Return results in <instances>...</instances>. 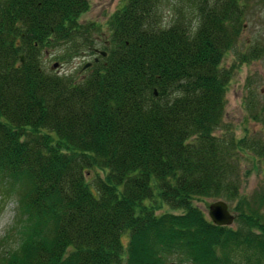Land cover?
Segmentation results:
<instances>
[{
  "label": "trees",
  "instance_id": "16d2710c",
  "mask_svg": "<svg viewBox=\"0 0 264 264\" xmlns=\"http://www.w3.org/2000/svg\"><path fill=\"white\" fill-rule=\"evenodd\" d=\"M252 1L125 0L76 80L41 59L96 55L87 0H0V190L18 242L0 264H264V179L238 193L240 157L264 164V143L221 131V63ZM204 199L238 201L237 227Z\"/></svg>",
  "mask_w": 264,
  "mask_h": 264
},
{
  "label": "rangeland",
  "instance_id": "374dc122",
  "mask_svg": "<svg viewBox=\"0 0 264 264\" xmlns=\"http://www.w3.org/2000/svg\"><path fill=\"white\" fill-rule=\"evenodd\" d=\"M125 0H87L89 9L80 17L82 24H94L97 31L92 36L91 49L96 53L102 51L104 41L109 35L108 21L110 16L118 10ZM164 20L168 21L170 15L165 14ZM256 51L257 57L249 62H240L242 56ZM62 50L46 53L42 57V67L47 73H56L58 76H69L76 80L86 74L83 67L90 64L98 55L82 52L72 59L58 60ZM65 59V58H64ZM56 64V68L53 65ZM221 65L231 72L227 91L225 94L224 113L221 131L231 132L236 139H252L264 143V1L249 2L244 27L235 45L224 54ZM217 134H220L219 132ZM240 185L239 196L249 198L262 189L264 179V164L250 153H244L239 161ZM16 196L8 192L6 196L0 190V252L4 248H17L14 235L10 231L14 228L16 213ZM223 201L229 213L234 217L229 226L237 227L236 216L244 208L233 200ZM215 200L204 199L194 202L208 219V206ZM163 213H178L168 208H163ZM241 213V212H240ZM9 231V238L5 240ZM14 234V232H13ZM166 264H180L176 259H169Z\"/></svg>",
  "mask_w": 264,
  "mask_h": 264
},
{
  "label": "water",
  "instance_id": "95a60500",
  "mask_svg": "<svg viewBox=\"0 0 264 264\" xmlns=\"http://www.w3.org/2000/svg\"><path fill=\"white\" fill-rule=\"evenodd\" d=\"M101 55L105 56L104 53H101ZM20 61L22 62V57H20ZM89 66L90 64H86L83 69ZM53 68H56V64L53 65ZM207 217L213 225L218 227H229L234 220V217L229 213L228 207L223 201H215L210 204L208 206Z\"/></svg>",
  "mask_w": 264,
  "mask_h": 264
}]
</instances>
